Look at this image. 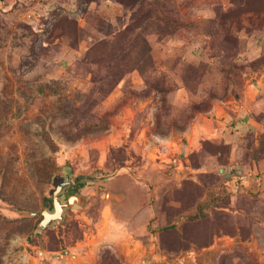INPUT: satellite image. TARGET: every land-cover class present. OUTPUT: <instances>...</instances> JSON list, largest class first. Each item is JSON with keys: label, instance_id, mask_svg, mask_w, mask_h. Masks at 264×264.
<instances>
[{"label": "rangeland", "instance_id": "obj_1", "mask_svg": "<svg viewBox=\"0 0 264 264\" xmlns=\"http://www.w3.org/2000/svg\"><path fill=\"white\" fill-rule=\"evenodd\" d=\"M187 26L217 61L155 62ZM252 88L264 121V0H0V264H264V132L226 142ZM62 180L79 202L39 229Z\"/></svg>", "mask_w": 264, "mask_h": 264}, {"label": "crops", "instance_id": "obj_2", "mask_svg": "<svg viewBox=\"0 0 264 264\" xmlns=\"http://www.w3.org/2000/svg\"><path fill=\"white\" fill-rule=\"evenodd\" d=\"M197 1L202 2L203 0ZM192 4L193 3H189L187 13L182 15V20L184 22L188 23L189 25L192 23L198 24L205 18L212 17L211 12L208 9L206 10L201 8L198 10L193 7ZM190 27L191 26L182 27L168 39L153 43V45L151 46V55L155 62L160 63L162 62V59H169L173 54L172 51H174V53L176 54L175 56L185 64L188 63L196 65L200 61H208L209 63L217 61V56L209 54V51H211L210 45H208V43L206 42H203L201 44L196 36H193V30H191ZM173 45H175L176 48L173 47ZM248 52L249 48L247 49V55L249 54ZM257 75L258 73L254 72L252 75H250V79L252 77L256 78ZM261 79L262 77H258L257 83H260ZM188 99V93L185 88L181 86V83L168 95V101L173 107L184 106L188 102ZM255 99L254 89L252 88L251 94L246 89H244L243 97L235 99L233 101L234 104L233 102L231 103V101L224 102V105H227L226 107L233 110L234 115H232V118L234 119V123H236L235 127H231L230 131H232V134L227 137L226 140V142L230 144L229 159L233 161H236L240 153L244 151L242 144H239L237 142V138L238 140L244 141V137L247 133L248 135H250V133L256 135L258 133L263 134L264 132V121L256 119L252 113V103L255 101ZM212 109L216 114H211V128H213V130L215 131L216 124L222 122L223 120H228V113L224 110V115H219L217 103H213ZM202 114H205V112H199L198 115L194 117V119L188 121L186 125L187 127L185 128L188 132H192L195 125H205V122L202 121V123H200L199 121ZM209 137L218 138V134L215 133ZM251 161L255 165H262V163L264 162V158H260L258 161H254L251 156Z\"/></svg>", "mask_w": 264, "mask_h": 264}, {"label": "water", "instance_id": "obj_3", "mask_svg": "<svg viewBox=\"0 0 264 264\" xmlns=\"http://www.w3.org/2000/svg\"><path fill=\"white\" fill-rule=\"evenodd\" d=\"M75 180H77V178ZM70 184H71L70 181L62 180L57 185H55L54 189L51 192L52 212L49 211L47 205L42 209L41 219L38 223L39 229H43L47 226H50L54 221L62 220L65 208H68L69 206L73 205L74 203L72 202L74 201H76L75 204L79 202L78 197L76 195L69 196L65 202L60 201L59 194L61 190L65 186Z\"/></svg>", "mask_w": 264, "mask_h": 264}, {"label": "trees", "instance_id": "obj_4", "mask_svg": "<svg viewBox=\"0 0 264 264\" xmlns=\"http://www.w3.org/2000/svg\"><path fill=\"white\" fill-rule=\"evenodd\" d=\"M260 158H264V149H262L261 146L258 145V147H256L252 154V159L254 161H258Z\"/></svg>", "mask_w": 264, "mask_h": 264}, {"label": "built area", "instance_id": "obj_5", "mask_svg": "<svg viewBox=\"0 0 264 264\" xmlns=\"http://www.w3.org/2000/svg\"><path fill=\"white\" fill-rule=\"evenodd\" d=\"M39 16V14L38 13H36V12H31V13H28L27 14V17L29 18V19H34L35 17H38ZM61 257V256H60Z\"/></svg>", "mask_w": 264, "mask_h": 264}, {"label": "flooded vegetation", "instance_id": "obj_6", "mask_svg": "<svg viewBox=\"0 0 264 264\" xmlns=\"http://www.w3.org/2000/svg\"><path fill=\"white\" fill-rule=\"evenodd\" d=\"M50 212H52V209L50 210Z\"/></svg>", "mask_w": 264, "mask_h": 264}]
</instances>
